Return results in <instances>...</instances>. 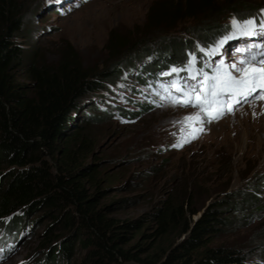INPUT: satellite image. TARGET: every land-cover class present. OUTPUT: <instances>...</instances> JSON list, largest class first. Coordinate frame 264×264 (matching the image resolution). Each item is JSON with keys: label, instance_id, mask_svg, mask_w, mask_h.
Listing matches in <instances>:
<instances>
[{"label": "rangeland", "instance_id": "1", "mask_svg": "<svg viewBox=\"0 0 264 264\" xmlns=\"http://www.w3.org/2000/svg\"><path fill=\"white\" fill-rule=\"evenodd\" d=\"M18 1L25 7L28 36L21 37L19 42L30 51H38L47 63L57 64L69 51L91 74L115 65L126 66L123 76L108 84V93L100 97L99 108H108L113 114L93 127L95 146L86 158L87 164L98 169L97 179L103 191L101 206L107 208V215L121 220L138 218L175 195L192 196V209L197 211L194 220L212 202L230 199L241 202L243 196L249 194L255 195L264 207V101L242 102L235 106L233 113L211 123L199 125L193 121L182 126L179 122L194 115L197 109L172 106L164 98L167 92L143 71L147 64H168L175 59L172 53L161 51L165 47V44L162 46L163 36L178 43L191 41L194 49L191 52L196 51L197 44L207 48L228 34L233 17L259 20L264 0H215L212 8L196 9V16L184 15L182 20L156 29L152 27L150 15L157 6L178 3L185 13L187 0ZM236 3L262 6L252 13L244 10L237 13L238 9L227 8ZM217 27L222 30L218 39L206 43L199 40V30L215 31ZM253 42H264V37L229 41L212 60L223 58L225 64L237 61L241 53L235 50ZM178 46L175 49H179ZM133 61L136 66L131 69L128 64ZM139 68H142L140 74ZM23 72H20V80L27 84ZM141 77L148 83L141 82ZM164 78L171 80V77ZM199 127L203 132L198 138L182 147H173L181 136L190 139L194 129ZM242 214L236 216L241 220L245 218ZM251 214H243L248 216L244 227L223 232L215 241L240 248L250 262L264 264L261 258L264 256V210L253 213L254 216ZM28 220L29 232L23 238L20 235L3 238L7 224L0 226V264L50 262L51 246L44 249L40 244L51 230H56L53 215L38 208ZM74 234L65 233L61 240ZM77 238L80 236L74 240ZM74 252L70 260H64L55 252L54 263H89L86 252L78 244Z\"/></svg>", "mask_w": 264, "mask_h": 264}, {"label": "trees", "instance_id": "2", "mask_svg": "<svg viewBox=\"0 0 264 264\" xmlns=\"http://www.w3.org/2000/svg\"><path fill=\"white\" fill-rule=\"evenodd\" d=\"M213 2L187 0L185 13L178 3L159 5L150 15L152 27L172 25L184 15L196 16V9L212 8ZM236 4L227 8L238 9L237 13L258 8ZM24 9L18 0H0V226L7 224L3 238L25 237L28 216L42 208L53 215L56 229L40 244L52 248L47 264L56 263L55 252L64 260L72 259L77 244L86 252L88 264H255L242 249L215 241L223 232L244 227L248 216L243 214L254 216L264 210L253 194L243 196L241 202H212L196 220L191 195H175L138 218L107 215V208L101 206L98 169L86 158L95 146L93 127L113 114L99 108L100 97L108 93V84L123 76L126 66L91 74L69 51L57 64L47 63L38 51L19 42L28 37ZM198 33L206 43L218 39L222 30L203 28ZM162 39L161 51L175 59L143 67L144 75L159 84L169 80L160 75L162 70L183 66L193 49L191 41ZM22 71L27 84L20 80ZM141 82L148 80L141 77ZM239 213L245 217L242 221ZM69 232L75 234L61 240ZM11 242L15 244L14 239Z\"/></svg>", "mask_w": 264, "mask_h": 264}, {"label": "snow or ice", "instance_id": "3", "mask_svg": "<svg viewBox=\"0 0 264 264\" xmlns=\"http://www.w3.org/2000/svg\"><path fill=\"white\" fill-rule=\"evenodd\" d=\"M258 37H264V10L259 20L255 17L246 20L233 17L228 34L214 45L205 48L197 44L196 51L187 54L183 66H172L160 74L162 77H173L167 83L160 84L167 92L164 98L172 106L197 109L194 115L186 116L179 122L182 126L193 121L199 125L211 123L233 113L235 106L242 102L264 101V42H253L244 48H237L235 51L241 53V58L229 64H225L223 58L215 62L212 60V57L220 55L221 48L227 42ZM197 53L202 55L198 56ZM198 64L200 67H197ZM181 73L186 75L181 76ZM181 131L184 132L185 128L182 127ZM202 132V127L195 128L190 139L181 136L173 147H182L191 139L198 138Z\"/></svg>", "mask_w": 264, "mask_h": 264}, {"label": "water", "instance_id": "4", "mask_svg": "<svg viewBox=\"0 0 264 264\" xmlns=\"http://www.w3.org/2000/svg\"><path fill=\"white\" fill-rule=\"evenodd\" d=\"M253 5H256L257 7H258V9L262 6V5H260V4H253Z\"/></svg>", "mask_w": 264, "mask_h": 264}]
</instances>
